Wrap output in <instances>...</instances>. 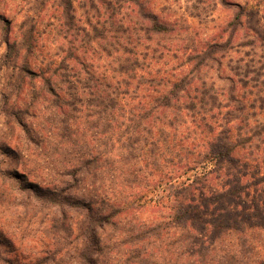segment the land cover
I'll return each instance as SVG.
<instances>
[{
	"label": "rangeland",
	"instance_id": "1",
	"mask_svg": "<svg viewBox=\"0 0 264 264\" xmlns=\"http://www.w3.org/2000/svg\"><path fill=\"white\" fill-rule=\"evenodd\" d=\"M127 42L143 79L165 82L160 88L185 77L193 82L191 96L205 97L198 110L214 109L209 126L230 133V157L182 176L181 164L205 161L213 142L192 118L177 112L172 128L164 122L175 116L159 112L138 129V121H126L149 97L135 82L123 111L111 102L120 79L118 44ZM89 77L100 84L85 88ZM0 147L15 153L5 163L0 157L4 169L42 187L69 180L79 198L127 196L134 169L145 176L141 189L162 181L148 208L130 214L135 232L132 225L102 232L107 252L99 264H264V0H0ZM93 158L96 174L79 184L65 178ZM1 200L5 259L34 264L58 249L63 264H77L81 214L64 219L57 210L34 209L21 217L9 198ZM176 200L194 201L189 224L173 218ZM213 221L241 230L216 232ZM159 224L158 234L132 242L145 225Z\"/></svg>",
	"mask_w": 264,
	"mask_h": 264
},
{
	"label": "trees",
	"instance_id": "2",
	"mask_svg": "<svg viewBox=\"0 0 264 264\" xmlns=\"http://www.w3.org/2000/svg\"><path fill=\"white\" fill-rule=\"evenodd\" d=\"M119 3H121V1H119ZM144 18L145 20L150 19L147 15H145ZM164 30L165 29L161 27V25H156L154 32L162 34ZM129 44L130 42L118 44L119 49L117 51L121 52L117 70L120 79L115 87L117 98L111 99V102L114 106H120L123 111V107L126 106V98L131 99V97H133L131 90L133 89L135 82L140 83L138 88L142 85L147 86L145 89L149 94V97H147L146 103L142 104V107H140L142 113L138 114V116L131 115L126 121L135 124L138 121L140 123L138 124V129L140 128L141 122H152L154 113L159 112L175 116V118L168 119L167 122H164L166 127L172 128L175 126L177 120V112H179L180 115H183L184 118H192V126H195L196 129L200 130L201 134H206L207 138H210V141L213 142L206 147L207 153L205 154V161L201 162L199 160H194L181 164L183 170L180 175L182 176L188 175L190 172L198 169L201 164L212 163L219 158H224L226 160L227 157H230L235 150L230 141V133H228L227 130H223L221 133L217 134L216 131L209 126V119L214 118L213 115L210 116L214 109L207 110L208 115L204 112V107H201V111L198 110L199 103L202 104V106L203 103H205V97L203 96L202 99H200L198 95L195 97L191 96L188 90L193 82L185 77L169 81L168 84L170 85L167 88H160V86L165 85V82H160L159 79L154 77L143 79L145 76H141L140 72H142V68L140 67L139 60L133 58L136 55V51L131 48ZM89 82H95L94 84L99 83L95 78L89 77L88 82L85 83V88L90 89ZM50 89L52 92H55L53 88L50 87ZM208 95L209 101L212 102L211 106L214 107L216 105V99L212 95ZM199 99L200 101H198ZM105 104L107 107L110 106L108 103ZM186 123L187 122H184V124ZM130 128L131 127L129 126L128 129ZM149 131L151 132V129ZM162 131L163 130H161L160 127L155 134H162ZM155 134H153V138L156 136ZM127 139L132 144L140 142L137 141V138L135 139L134 136H130ZM134 147L135 146H131L132 150L136 151ZM13 155H15L13 149L9 147H0V157L3 159L2 163H5L6 158H13ZM2 163H0V203L2 202V196L9 198L8 202L10 205L23 211L21 217L24 213L27 215L34 209L57 210L63 215L64 219L67 217L68 212H77L82 215L83 222L80 228L82 230L84 244L81 247H76L77 264H99L97 257H100L107 252L105 248L106 246L103 244L100 236L102 232H105L108 228L111 227L118 230L121 227L123 230L124 227V230H126L128 225H132L131 231L135 232L133 219L129 218L130 214L132 212H139L147 209L149 204L154 201L153 198L150 199V194L153 189L158 187L162 182L159 181L152 190L149 189V187L148 189L146 187L141 189L142 185H140V183H142V181H140V179L144 175H141L142 177L140 178V171L134 169L129 176H131L130 183L133 184L135 188H131V192L127 196L122 195V197L118 198L113 194L111 196L109 194L99 196L96 192L82 195V198H79L72 194V191L75 188H73V185H70L69 180H66L65 183H63L65 184V187H51L52 185L42 187L38 183L30 181L26 175L19 174L15 170L4 169ZM138 164L139 163L137 162V165ZM136 166L134 165L135 168ZM99 168V163L96 158L86 159L83 162L82 167L73 169L71 172H66L65 178H70L74 183L79 184L80 181L83 182L91 174H96ZM78 176L82 177V179L77 180L79 178ZM205 177L208 178L207 175H205ZM196 181H194V183ZM193 185L190 186L192 187ZM193 202L194 201L176 200V203L172 205L170 209V211L175 212L173 218L180 220L179 222H184V224H189V216L193 213L192 207L195 205ZM211 226L216 232L219 230L224 232L241 230L239 229V226L230 223L219 226L216 221H213ZM152 227L154 228L150 229V227L145 225L141 228L140 231L142 232L139 235L133 236L132 242L145 241L149 239L152 234H158L157 232L161 229L162 224ZM167 227L168 226H166V228ZM218 227L220 228L218 229ZM166 228L164 230H166ZM188 235L190 238H193L191 236V231L188 232ZM60 253L61 252L58 249L53 254H48V252H46L47 256L41 258L40 261L38 259L34 264H37L38 262L39 264H63L64 261L58 259ZM0 264L15 263L8 258L5 259L3 255L0 254Z\"/></svg>",
	"mask_w": 264,
	"mask_h": 264
}]
</instances>
